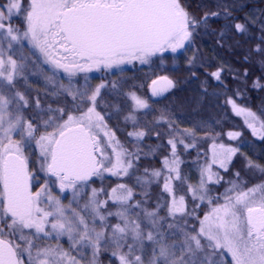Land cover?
<instances>
[{"label": "snow or ice", "instance_id": "6c2138e0", "mask_svg": "<svg viewBox=\"0 0 264 264\" xmlns=\"http://www.w3.org/2000/svg\"><path fill=\"white\" fill-rule=\"evenodd\" d=\"M21 14L24 27H14L12 20L21 18ZM221 15L226 19L230 17L227 8L223 13L206 12L197 17L182 0L0 2V264H25V261L27 264H81L59 245L36 243L37 240L64 236L71 242L73 250H92L90 264H96L101 243L116 249L112 256L119 264H222L220 257L224 249L231 254L233 264H264V184L246 191H237L238 186L233 185L223 196L224 202L216 204L198 220V228L182 223L183 215L180 221L173 219L168 223L167 218L159 216L158 210L141 209L140 202L130 204L133 194L125 185L111 190L109 200L122 209L115 213L107 211L109 200H99L96 189H92L81 208L84 215L66 209L50 194L49 181L61 194L70 191L72 202L76 203L92 177L104 172L127 175L133 160L139 158L138 153L123 150L112 131H105L104 135L115 153V163L105 156L96 133L107 128L105 115L98 108L104 107L102 90L107 94L109 85L100 83L89 88L86 74L93 69L107 70L133 61L146 64L152 58L163 60L166 52L186 50V44H194L198 29L207 27L209 19ZM260 23L264 31V18ZM233 27L238 32L246 31L245 24L236 23ZM25 43L38 50L54 71L66 73L70 85L73 77L85 74L84 88H63L72 98L71 111L66 108L42 109L36 99L34 106L40 111L30 119L25 118L23 112L29 101L15 89L25 64L18 63L11 54L14 45ZM255 52L264 56V47L258 45ZM20 59L25 58L21 56ZM222 71L218 69L210 75L219 81ZM160 81L172 85L167 77H161ZM158 83L152 82L154 96L166 91V88L156 87ZM254 87L261 85L257 81ZM112 88H115L114 84ZM130 96L134 102L133 111L149 108L148 103L134 93ZM227 103L246 121H258L255 113L239 107L235 100L229 99ZM41 113L48 116L43 123L40 122ZM108 118L112 119V115L108 114ZM135 119L133 115L125 117V120ZM248 127L264 138V122H260L259 130L255 123H248ZM41 128H52V131L40 134ZM145 134L136 131L128 136L139 141ZM184 135L194 138L195 133L184 130ZM228 135L235 138L240 133ZM168 143L173 160L170 163L166 157L164 168L175 175L165 177L164 189L172 192L171 181H179L181 176L176 142L169 140ZM32 147L39 148L43 162L39 171L45 175V183L36 192L32 187L34 181L38 183V177L29 170V156L25 155V149ZM226 151L225 159L230 160L237 150ZM106 163L111 166L106 167ZM224 166L221 162V167ZM249 167L264 172V166L253 162H249ZM150 175L159 178L161 172L153 171ZM212 180L210 169H205L199 185L188 187L194 201L207 200L211 205L221 199L209 195L207 184ZM135 209H141L140 214L137 219H130V211ZM185 210L184 197L173 198L168 217L175 218ZM110 216L118 217L120 223L109 224ZM98 223L102 226L100 231L95 227ZM175 237L182 239L177 241Z\"/></svg>", "mask_w": 264, "mask_h": 264}, {"label": "trees", "instance_id": "16d2710c", "mask_svg": "<svg viewBox=\"0 0 264 264\" xmlns=\"http://www.w3.org/2000/svg\"><path fill=\"white\" fill-rule=\"evenodd\" d=\"M224 1L182 0L185 7L197 17H202L206 12L223 13L226 8L230 17L226 19L221 15L209 19L207 27L202 26L198 29L199 35H194V44L185 45L186 50L179 49L176 53L166 52L163 60L152 58L151 66L147 71L136 76V83L131 88V91L148 103L149 108L137 111L139 120L134 125L124 121L122 114H117L115 118L106 120L107 128L103 130V132H115L119 144L128 153H132L134 147L147 151L159 150L150 158L145 155L133 160V167L129 169L127 175L118 176L104 172L100 176L103 184L110 190V194L112 188L125 185L133 194L130 204L135 205L140 202L141 209L158 210L159 216L167 218L168 223H172L173 219L180 221V216L183 215L182 223L186 222L198 228V220L203 219L212 207L221 203L220 199L209 205L198 199L194 201L191 196H185V213L177 214L175 218L168 217V193H164L161 186L165 177L175 174L168 172L161 181L151 180L150 174L153 171H166L160 154L165 155L170 151L169 140L186 142L182 147L183 151L180 148L176 151V158L178 159L179 156L181 158L178 167L183 178L184 174L186 177L189 174L195 176L186 148L194 143L204 147L206 143L213 142L212 140L227 133L238 132L240 135L233 138L229 144L236 147L242 163L246 164L245 170L241 173L242 182H245L249 188L264 184V172L249 167V162L264 166V138L262 134L253 135L244 121L245 118L243 117L241 123L237 117L230 114L226 105L229 99L235 100L242 108L255 113L259 125L260 122H264V56L255 52L258 45L264 47V39H262L264 31L260 23L264 18V0H229V6L224 5ZM249 20L252 23H248ZM236 23L245 24L246 31L238 32L233 27ZM36 51L46 62L44 56ZM190 52L196 53L200 64H195L193 61L189 63L187 57ZM46 63L52 67L50 63ZM170 66L174 67L168 70L167 67ZM218 69H223L219 81L210 75ZM160 76L168 77L172 81V88L164 97L154 98L149 93V86L151 81ZM257 81L261 87H254ZM184 130L194 132V138L184 135ZM136 131H144L146 134L139 141L135 137L128 136V133ZM97 135L100 136L105 156H109L112 152L109 141L104 134L97 132ZM109 158L115 163V155L111 154ZM167 158L171 163L173 156L169 155ZM108 165L105 164L106 167H109ZM178 184L179 186L175 179L171 181L172 191L178 187L183 189V182ZM215 187L210 189L209 194L212 193V197H220L222 184L219 182ZM107 209L113 213L122 210L110 200ZM141 209L130 211L129 218L137 219ZM110 222L114 225L120 223V219L111 216ZM174 239L179 241L182 237ZM114 251H116L114 247L101 243L99 263L119 264L118 259L112 256ZM223 256L225 255L221 258H224ZM226 256L228 260L229 257Z\"/></svg>", "mask_w": 264, "mask_h": 264}, {"label": "rangeland", "instance_id": "374dc122", "mask_svg": "<svg viewBox=\"0 0 264 264\" xmlns=\"http://www.w3.org/2000/svg\"><path fill=\"white\" fill-rule=\"evenodd\" d=\"M0 2H5V0H0ZM223 4L229 6L230 1L225 0ZM22 19H23V14H21V18L13 19L12 20L13 26L23 28L24 24L22 22ZM11 54L13 55V58L18 61V63L22 62L25 64L23 75L18 77L17 82L15 83V89L19 92H22L25 95V98L29 101V105L27 109L23 112L25 118L30 119L32 118L33 115H35L37 112L40 111V109H37L34 106V101L36 99H39L40 106L42 109L46 110L49 107L53 109L66 108L67 110L71 111L72 98L71 96L64 93L63 88H67V87L84 88L85 74L81 73L73 77L70 85L67 74L59 70L54 71L53 68L49 66L42 59V57H40L36 49H33L31 47V45L26 43L22 45H14V51ZM21 56L25 58L23 61H21L20 59ZM187 58L188 61H193L195 64H200L198 58L196 57V53L194 52H190ZM151 64H152L151 60L148 61V63L146 64H141L139 61H133L132 63H125L123 65H120L119 67H114L112 69H107V70L93 69L91 72L86 74L87 87L89 88H94L100 83H105L109 85L107 94H105V91L102 90V95L104 96L102 103L104 107L98 108V111H101V113L105 115V120H110L108 118V114H111L112 118H115L117 114H122L124 121L132 123L133 125L138 122L139 120V115L137 112L138 110L133 111L134 102L131 100L130 94L134 93L136 96L138 95L134 91H131V88L136 83L135 82L136 76L141 72L147 71V69L149 68V66H151ZM173 67L174 66H170L167 67V69L170 70L173 69ZM113 84L115 85V88H112ZM226 105L230 114L233 115L234 117H237V119H239L241 123H243L244 116L238 115L232 109L231 104L226 103ZM238 106L241 107L240 105ZM49 115H54V114L49 113ZM128 115L135 116L136 118L135 121L125 120V117ZM46 119H48V116L41 113L40 122L43 123L44 120ZM244 121L247 127H248V123H255L256 128L259 130L260 125L258 121H252L250 119L247 121L244 119ZM249 129L253 133L252 129L251 128ZM45 131H52V128H48V129L41 128L40 134H43ZM98 132H100V134H104L103 131H98ZM253 135H257V134L253 133ZM98 137L100 136L98 135ZM104 137L106 136L104 135ZM15 138L19 139V137H15ZM232 139L233 137H230L227 133L219 138L212 140L213 142L210 141L206 143L204 147L202 146L203 148L199 147V144L196 145V143L191 144L188 148H186L188 151L187 157L190 159L191 164H193L192 167L195 176L189 174V176L186 177V175L184 174L183 178L181 177V180L179 181L176 180L178 186H179L178 183L183 182V186H182L183 189H180V187H178L176 190L172 192L165 191L164 183L166 181L162 180L163 186H161V190H163L164 193H168L167 198L169 200V208L171 207L173 198L179 200L181 196L183 197L191 196L190 192L187 191L188 187L189 186L196 187L199 185L201 175L205 169H210L213 175V180L207 184L209 191L210 189L216 188L215 185L218 184L216 183L217 180H219V182L222 184V189L220 190L221 203L224 202L223 196L225 195L226 191L232 188L233 185L238 186L237 191H246L249 188L245 182H242L241 173L243 170H245L246 164L242 163L243 161L241 160L237 151L235 152V154L231 156L230 160L225 159V157L227 156V151H226L227 149H236V147H233L229 144V142L232 141ZM106 140H108L107 137ZM174 141L176 142V151L177 148H180L181 151H183L182 147L186 142L183 141V143L181 142L179 143L176 140ZM100 147L102 149L101 141H100ZM189 148H193V149H189ZM132 149L133 150H131V152L138 153L139 157H143L146 155L149 158L155 155V154L153 155V153L159 151L158 149H156V151H147L140 147H134ZM111 154L115 155L113 151L111 152ZM111 154L107 157H111ZM25 155L29 156V170L34 174V176L38 177V183L34 181L32 187V191L36 192L39 190L40 186H42L45 183V175L39 171L40 166L43 163L40 160L39 148L38 147L27 148L25 149ZM169 155H172V148L165 155L160 154V159L161 160L163 159L164 161V159L166 157H169ZM178 161L181 162L180 156L178 158ZM221 162L225 163L224 167H221ZM108 166L110 167L111 165L109 164ZM160 172L161 175L159 178L152 177L151 180L157 181L159 179V181H161L163 176L168 173L167 171L163 172L162 170H160ZM237 173L239 174L238 176ZM49 185L51 187L50 194L54 198L59 199L61 204L66 209L71 208L77 212H81V208L87 202L88 198L92 194V189L97 190L98 193L97 198L101 201L108 200V197L110 196V190L107 189V187L103 184L101 176H94L91 178V180L85 187L84 191L80 193V196L78 197L76 203L72 202L73 197L70 191L66 190L63 194H61L57 187L51 186V181H49ZM209 195L210 197H212V193ZM203 202L207 203V200ZM42 206L46 208L48 207V205L46 204H42ZM107 211L110 212V210L108 209ZM104 214L107 215V213ZM68 215H71V213L69 212ZM81 215H84V213L81 212ZM110 219L111 216L108 217V223L112 224L110 222ZM95 227L97 231L102 230V226L99 223L96 224ZM36 243L40 244L41 246L59 245L64 251L69 252L70 255L80 260L81 264H90V262L93 259V253L91 249H80L79 252L73 250L71 242L68 240L66 236L61 237L60 239L37 240ZM222 253H223L222 255H225L223 256L224 258L220 257V259L222 260V264H233L231 254L225 249L222 250ZM226 255H228L229 257L228 260ZM82 256L84 257V259H81ZM25 264H27V261H25ZM96 264H100L98 261V255L96 256Z\"/></svg>", "mask_w": 264, "mask_h": 264}, {"label": "water", "instance_id": "95a60500", "mask_svg": "<svg viewBox=\"0 0 264 264\" xmlns=\"http://www.w3.org/2000/svg\"><path fill=\"white\" fill-rule=\"evenodd\" d=\"M161 77H166V76H160V77H157V78H155L154 80L155 81H159V83L156 85V87H158V88H166V91H163L160 95H156V96H154V95H152V88H153V84H152V82L154 81H152L151 83H150V86H149V93L151 94V96H153L154 98H162V97H164L169 91H170V89L172 88V85L171 86H167L163 81H160V78ZM168 78V77H167ZM169 79V78H168ZM170 80V79H169Z\"/></svg>", "mask_w": 264, "mask_h": 264}]
</instances>
